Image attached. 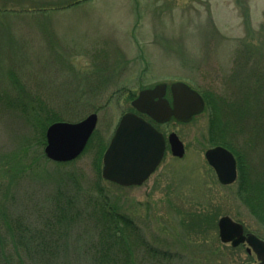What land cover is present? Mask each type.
<instances>
[{
	"label": "rangeland",
	"instance_id": "obj_1",
	"mask_svg": "<svg viewBox=\"0 0 264 264\" xmlns=\"http://www.w3.org/2000/svg\"><path fill=\"white\" fill-rule=\"evenodd\" d=\"M76 1L0 0V264H259L246 246L219 236L223 216L262 239L264 224L238 180L223 186L205 159L215 146L207 106L190 123L161 126L179 135L186 154L168 151L142 186L109 182L102 169L140 89L183 81L222 94L241 56L244 81L257 86L250 72L264 74V0H84L60 8ZM93 112L98 125L85 150L69 162L49 160L48 126ZM111 207L134 223L133 251L114 243L103 216Z\"/></svg>",
	"mask_w": 264,
	"mask_h": 264
},
{
	"label": "water",
	"instance_id": "obj_2",
	"mask_svg": "<svg viewBox=\"0 0 264 264\" xmlns=\"http://www.w3.org/2000/svg\"><path fill=\"white\" fill-rule=\"evenodd\" d=\"M173 105L167 98V84L160 83L144 89L133 100L132 106L147 114L157 123H166L174 117L178 122L189 123L204 112L206 103L201 94L184 82L171 85ZM98 123L97 113L79 122H55L46 131L45 154L54 162L76 159L86 148ZM169 144L174 156L183 158L185 145L173 132ZM166 140L151 123L134 112L124 114L103 158L102 177L121 186H139L147 181L162 162ZM208 164L214 169L218 181L232 185L238 179V162L235 155L224 146H215L205 152ZM219 236L223 243L238 247L247 245L255 253L259 264H264V240L256 234L245 232L242 223L229 216L218 221Z\"/></svg>",
	"mask_w": 264,
	"mask_h": 264
},
{
	"label": "trees",
	"instance_id": "obj_3",
	"mask_svg": "<svg viewBox=\"0 0 264 264\" xmlns=\"http://www.w3.org/2000/svg\"><path fill=\"white\" fill-rule=\"evenodd\" d=\"M242 59L244 60L243 56H241L242 65L239 66L237 77L231 80L233 85L226 86L224 93L216 94L208 90L201 94L206 101L207 108L211 109L209 144L212 146L222 145L235 154L239 163V192L245 203L251 207L253 214L264 224V109L262 107L264 105V80L261 79L264 78V74L259 68L249 71L250 75L258 77L257 86H255L254 80L244 81L242 73L245 66ZM237 63L240 61L238 60ZM236 64L235 66H238ZM33 112L38 116V112ZM26 118L33 119L31 115ZM56 120L58 119L47 118V122ZM248 130L252 132L249 137H247ZM240 136L243 145L237 139ZM42 139V143L41 141L40 143L44 144V135H42ZM98 140L100 151L97 162L100 165L106 143L101 138ZM255 159H258L261 165H256ZM103 216L111 225L112 230L110 231L116 236L114 240L117 242L114 241V243L118 246L119 251H133L135 246L129 240V233L134 231L132 220L113 207L104 210ZM110 241L112 239L109 237L108 242ZM2 255L3 249L0 246V256Z\"/></svg>",
	"mask_w": 264,
	"mask_h": 264
},
{
	"label": "flooded vegetation",
	"instance_id": "obj_4",
	"mask_svg": "<svg viewBox=\"0 0 264 264\" xmlns=\"http://www.w3.org/2000/svg\"><path fill=\"white\" fill-rule=\"evenodd\" d=\"M142 89H144V88H142ZM142 89H140V91L142 90ZM139 93V92H138ZM138 95V94H137ZM137 95L136 96H134V98L133 99H135L136 97H137ZM171 95H172V91H171V88L170 87H168V89H167V93H166V97L168 98V100L170 101V103H171ZM145 118L147 119V120H149V121H151V123L161 132V133H163V135L165 136V138H166V141H167V143H168V135H166L164 132H162L160 129H161V126H163V125H165V124H167V123H165V124H157V123H155V122H153L152 121V119L150 118V117H146L145 116ZM171 121H175V122H177L175 119H171L169 122H171ZM177 123H179V122H177ZM179 124H181V123H179ZM168 151H170V146L167 144V151L166 152H168Z\"/></svg>",
	"mask_w": 264,
	"mask_h": 264
}]
</instances>
